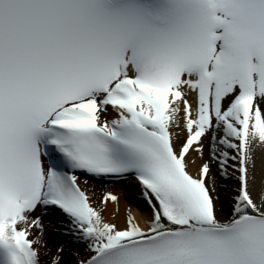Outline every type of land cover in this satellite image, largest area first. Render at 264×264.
<instances>
[{
    "label": "snow or ice",
    "instance_id": "1",
    "mask_svg": "<svg viewBox=\"0 0 264 264\" xmlns=\"http://www.w3.org/2000/svg\"><path fill=\"white\" fill-rule=\"evenodd\" d=\"M0 264H264V0H0Z\"/></svg>",
    "mask_w": 264,
    "mask_h": 264
},
{
    "label": "bare ground",
    "instance_id": "2",
    "mask_svg": "<svg viewBox=\"0 0 264 264\" xmlns=\"http://www.w3.org/2000/svg\"><path fill=\"white\" fill-rule=\"evenodd\" d=\"M207 154V153H206ZM193 156L195 157V153H193ZM196 161H197V165L200 163L199 158L195 157ZM129 183V184H128ZM126 184L127 185V195H125L123 198H120V195L118 194V191L120 189H122V186ZM88 191H89V195L93 201L94 204H96L97 206L99 205V201L102 199V197L105 195V193L107 192H111L115 195H117L119 197V203L118 205L113 204L112 202H108L106 205L100 206L103 207V215L105 217V219L111 220L113 215H115L116 220L118 223L122 222L125 216V211L127 209V207H129L131 205L132 209H134L135 207H137V205L139 204V200H136L138 195L137 190L134 187L133 182L131 181H127V182H120L119 184H111V183H92L88 186ZM121 199V200H120ZM117 207L119 208V212L116 211ZM135 214L137 216H139L140 214L138 212H135ZM44 224L46 226H50L53 227L54 229L52 231V233H56L59 234V232L57 231V225L59 224V221H52L49 223H45ZM50 240V238H49ZM51 240L53 242H56L57 244H61L65 242V238L64 237H58V238H51ZM43 241L48 244V237L46 235H44ZM56 250V248L54 247H45L43 252H46L49 256V260H51V258L53 256H56V253L54 252ZM75 251L74 248H67L65 249V252L70 253ZM43 255V253H42ZM64 259H68V256H64Z\"/></svg>",
    "mask_w": 264,
    "mask_h": 264
},
{
    "label": "rangeland",
    "instance_id": "3",
    "mask_svg": "<svg viewBox=\"0 0 264 264\" xmlns=\"http://www.w3.org/2000/svg\"><path fill=\"white\" fill-rule=\"evenodd\" d=\"M118 194L120 195V198H123L124 196H125V193H123V191L122 190H119L118 191ZM121 200V199H120ZM129 207H127V209H128ZM133 214V213H132ZM45 228H46V231H45V234L44 235H46L47 237H48V244H46L45 242V245H46V247L47 246H49V247H54V248H56V250L54 251L55 253H56V255H58V253H57V248L60 246V244L58 243H56V242H53L52 240H51V238H57L58 237V235L57 234H55V233H50L49 231L50 230H52V228H50L49 226H45ZM44 238V237H43ZM49 238H50V240H49ZM66 249H67V247H66ZM47 252V251H46ZM46 252H44V253H46ZM47 254V253H46ZM64 256H68L69 255V253H67V252H65L64 254H63ZM47 256H48V254H47ZM48 258H49V256H48Z\"/></svg>",
    "mask_w": 264,
    "mask_h": 264
}]
</instances>
